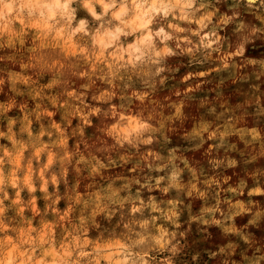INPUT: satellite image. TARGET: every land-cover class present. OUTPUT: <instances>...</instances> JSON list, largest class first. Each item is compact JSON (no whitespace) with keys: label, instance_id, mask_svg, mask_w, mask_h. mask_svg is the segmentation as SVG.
I'll return each instance as SVG.
<instances>
[{"label":"clouds","instance_id":"9594fccd","mask_svg":"<svg viewBox=\"0 0 264 264\" xmlns=\"http://www.w3.org/2000/svg\"><path fill=\"white\" fill-rule=\"evenodd\" d=\"M0 264H264V0H0Z\"/></svg>","mask_w":264,"mask_h":264}]
</instances>
